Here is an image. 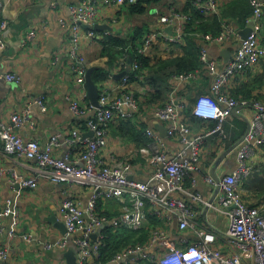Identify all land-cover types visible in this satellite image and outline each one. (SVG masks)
Here are the masks:
<instances>
[{"label": "crops", "instance_id": "crops-1", "mask_svg": "<svg viewBox=\"0 0 264 264\" xmlns=\"http://www.w3.org/2000/svg\"><path fill=\"white\" fill-rule=\"evenodd\" d=\"M3 9L0 12V21L5 20L8 26L3 33L6 48L0 53V74L14 73L16 80L0 82V105L3 108L2 117L6 123H11L13 113L29 111L31 116L24 127L15 129V132L25 139H38L42 144L55 135H59L60 142L69 137L72 130L83 126V119L75 115L71 109V101L87 93L83 84L75 82L73 71L70 67L72 59L68 50V37L62 22L70 18L69 6L83 0H0ZM187 0H167V4L154 6L145 15L128 16L125 7L114 11L113 8H105L102 12L106 15L100 25H109L110 34L123 38L136 31L150 28L157 18V8H168L173 4L177 10H184ZM264 1V0H260ZM130 6V5H127ZM237 23V22H236ZM251 22L244 26L232 23L235 28L223 43L209 42L202 36L199 41L202 44L201 51L208 53L210 60L218 64L222 69L230 60L231 54L239 46L242 38L239 30L245 29ZM262 32L259 34L260 43L264 45V14L261 20ZM87 33L89 27H84ZM31 30L35 36H29ZM95 38L92 43L83 40V51L88 61L89 68L96 67L107 69L109 78L101 85L97 84L100 92L109 89L119 83L126 74H133L131 57L129 52L120 57L114 64L108 55L103 53L102 37L108 29L94 28ZM171 31V29H167ZM228 49L231 54L225 59L222 51ZM200 51V52H201ZM60 53V56L58 54ZM160 59L150 58L149 67L142 69L141 74H135L131 84L140 108L131 122L132 127L123 130L119 123L113 124L106 137V145L100 152L102 160L111 167L122 168L126 164L133 166L130 178L152 183V177L157 170L155 164L149 160L151 154L159 149L168 157L175 156L185 150V145L180 138L168 135L171 124L169 121L158 118L154 113L156 105H165L172 100L186 107L180 115V122L185 121L195 134L206 135L200 149V159L197 167L186 178V191H176L171 196L188 204L191 208L190 221L199 228L213 231L217 240L211 245L213 249L225 254L238 253L242 264H257L252 251L239 248L226 235L229 228V218L221 204L223 191H217V187L209 182V177L214 173L223 178L232 173L239 165L236 144L242 139L253 118L251 108L239 109L240 113H234L224 123L222 131H216L215 120L204 121L194 114V106L201 95L213 96L211 86L214 77L207 66L197 70L196 77L182 81L175 78L177 67L163 61L182 57L186 54L185 46H177L173 49H160L157 53ZM125 73L121 78L119 74ZM258 77V78H257ZM262 79V80H261ZM243 85L242 92H252V97L264 101V60L259 65L242 75L232 84ZM228 85L224 91L235 94V85ZM119 91H114L113 96ZM45 97L47 111H43L38 100ZM236 97V96H235ZM238 99V98H237ZM81 105L95 106L87 98ZM240 118L244 123L237 120ZM85 128V127H84ZM84 130V129H82ZM153 132L156 136L149 134ZM87 137H93L88 133ZM68 149V145L61 144L54 150V154L61 156ZM148 150L150 155H145ZM249 165L255 167L254 171L241 179L237 184V191L244 202L250 206H256L264 211V144L255 147L254 151L246 158ZM17 175V179L14 176ZM37 172V162L34 159H19L13 154L4 151L3 141L0 137V208H9L10 213L2 219L4 230L0 232V250L7 251V257L0 259V264H70L66 252L73 250L72 257L77 261L78 247L71 241L67 248L58 249L55 245L68 233L57 223H65L62 212V204L67 199L77 201L86 215V224L89 223V202L94 187H74L67 184H57L43 179L38 187L23 186L21 179L33 177ZM215 180V179H214ZM20 184V185H19ZM193 194L199 195L205 202H211L216 206L208 207L205 202L194 201ZM132 202L128 198L125 203L117 198L106 199L99 197L96 213L99 216H107L110 219H121L130 212ZM154 205L146 202V222L138 228H131L127 224L112 226L111 224L100 227L97 230L98 237L90 238L92 243L103 239L104 230L107 227L126 230L128 239L120 243V250L107 262L100 261L101 252L90 258L89 264H162L164 256L169 249L155 241L158 232L167 235L168 240L175 247L185 250L199 241L198 232L192 228L181 230L180 221L175 213L167 216L166 210L160 209V214H155ZM151 218H156L151 222ZM53 219H58L53 220ZM12 233L15 236H12ZM136 233V235L134 234ZM142 235V236H141ZM101 239V241H103ZM52 245V248L49 246ZM102 245V242H101ZM100 245V247H101ZM142 247L140 253L131 251Z\"/></svg>", "mask_w": 264, "mask_h": 264}, {"label": "built area", "instance_id": "built-area-1", "mask_svg": "<svg viewBox=\"0 0 264 264\" xmlns=\"http://www.w3.org/2000/svg\"><path fill=\"white\" fill-rule=\"evenodd\" d=\"M138 0H83L82 2L69 6L70 18L63 21L62 25L68 37V50L71 55V69L74 80L78 85L85 83L89 64L83 51V40L92 43L95 38L94 26L99 24L105 14V8L120 10L124 5H133ZM195 7L204 9L207 13L213 14L219 11L222 0H192ZM254 7L253 16L248 20L253 23L254 30L231 54L228 63L222 68H218L215 61L210 60L205 50L201 51L200 59L207 66L210 74L214 77L211 86L213 96L201 95L195 106L194 114L204 120H215L217 122L216 131H222L224 123L234 114L240 113L239 109L251 108L253 118L249 122V127L242 139L236 144L238 151L239 165L235 171L225 175L217 183L213 177H209V182L223 191L221 204L229 218V228L226 232L237 247L246 251H252L253 258L257 264H264V211L258 207H252L244 202L237 191L238 182L253 172L255 167L249 165L246 158L254 151L255 147L264 144V101L238 100L234 95L227 93L224 89L236 81L242 71L247 72L259 65L264 60V46L260 43V33L262 30L261 20L264 14V1L251 0ZM157 8V18L152 22L148 33L143 37L142 42L137 47L138 52L145 57H160L156 54L160 49H173L186 44V26L190 21V16L183 14L174 7ZM3 3L0 1V12ZM83 24L88 25L87 33L83 32ZM8 26L5 20L0 21V53L6 48L3 33ZM225 31L219 35L208 34L202 36L209 42L223 43L235 28L232 23H226ZM171 29L168 31L167 29ZM110 30L105 31L109 35ZM30 38L35 36V31L29 32ZM60 56V53L58 54ZM150 59V58H149ZM138 62H133L132 70L139 69ZM198 71L188 75L174 76L182 81L196 77ZM137 77V75H135ZM16 80L14 73L0 74V82ZM134 79L132 75L126 74L122 80L100 92L99 107L81 105L87 98V93L80 98L75 97L71 101V109L75 115L84 118L82 121L86 129L80 127L72 130L69 137L60 142L59 135L52 136L47 143L42 144L38 139H25L15 132V129L24 127L25 124L32 125L29 111L13 113L11 123H6L2 117L3 108L0 105V137L3 141L4 151L13 154L17 158L34 159L37 162V172L33 177L21 179L23 186L31 188L38 187L43 179H48L57 184H67L74 187L93 186L91 200L89 202V223H86V215L80 208L77 201L67 199L62 204V212L67 227V235L60 240L55 247L65 249L72 241L79 247L77 264H89L93 253L99 252L101 239L95 243L90 241L93 233L100 227L111 224L120 226L127 224L131 228L141 227L147 220L145 214V204L148 202L155 206V214H160V209L175 213L180 221L181 230L192 228L198 232L199 241L190 245L188 249H177L174 243L168 240L163 232H158L155 241L160 242L169 249L164 256L162 264H242L238 253L225 254L213 249L211 245L217 240V235L213 231L199 228L190 221L191 208L188 204L171 196L176 191H186V178L197 167L200 159V149L206 140V135L195 134L190 126L185 122H180L179 118L185 109L184 104L171 101L165 105H156L155 115L165 121H169L171 126L168 135L173 138H180L185 145V150L178 152L173 157H168L164 152L156 149L149 158L157 167L152 177V183L140 182L130 178L133 171L131 164L124 167H111L100 157V152L106 145L108 131L113 124L120 120L133 119L140 108V103L132 90L131 84ZM234 85V84H232ZM114 91H119L113 96ZM45 97H41L38 103L43 111H47ZM149 131V130H147ZM92 132L93 137L86 134ZM149 134L156 136L153 132ZM61 144L68 145V149L61 155L54 154V150ZM145 155H150L148 150L143 151ZM16 179L18 178L14 172ZM106 199L117 198L123 203L129 198L132 202V209L125 213L121 219H110L103 215L99 216V197ZM194 201L205 202L199 195H191ZM208 207H214L210 202H205ZM215 208V207H214ZM9 208H0V232L4 230L2 219L9 215ZM14 237L15 234L12 233ZM53 246L50 245L49 248ZM142 247L131 251L140 253ZM7 257L6 250H0V259Z\"/></svg>", "mask_w": 264, "mask_h": 264}, {"label": "trees", "instance_id": "trees-1", "mask_svg": "<svg viewBox=\"0 0 264 264\" xmlns=\"http://www.w3.org/2000/svg\"><path fill=\"white\" fill-rule=\"evenodd\" d=\"M166 1L167 0H138V2L133 5L124 6H126L125 9L128 12V16H142L152 10V7L154 6L166 5ZM168 6L175 8L173 4H169ZM178 11L190 16V21L185 30L186 44L184 46L186 54L182 57L163 61L177 67V71H175V73H171L176 76L188 75L191 72H196L197 70H201L203 67H206L200 59L202 44L199 41V38L201 37L198 36H206L208 34L214 36L219 35L221 32L225 31L226 23H235L239 26L246 25L248 20L253 16L254 7L251 4V0H222V5L219 8V11L217 13L210 14L204 9L195 7L192 0H187L184 10ZM148 31V28L144 30L139 27L136 31L129 34V36H125L123 38L105 34L102 37V44L104 46L103 53L110 57V64H114L120 57H122V55L124 56L126 52H129L132 64L133 62H138L140 65L137 72L132 74V77L135 74H141V67L142 69L149 67L150 61L138 52L137 47L140 45L143 37L148 33ZM262 31L263 30H261V32ZM93 78L97 84L101 85L109 78L108 70L96 68L93 72ZM234 85V88L236 87V93L232 95L236 96L238 100L242 99L250 102L259 100V98L251 96L252 92H242L244 83H241V85L238 86H236V83ZM236 119L244 123L240 118ZM120 125L123 130H128V127H132L131 122H127L125 120L121 121ZM82 129H86L84 122L81 127V130ZM151 220V222H155L156 218H151ZM125 232L126 230H119V228L115 229L112 227H107L104 230L103 241L100 247V261L107 262L116 254L117 251L120 250V243L128 239ZM134 234L136 235V233Z\"/></svg>", "mask_w": 264, "mask_h": 264}, {"label": "water", "instance_id": "water-1", "mask_svg": "<svg viewBox=\"0 0 264 264\" xmlns=\"http://www.w3.org/2000/svg\"><path fill=\"white\" fill-rule=\"evenodd\" d=\"M84 27H88V25L86 24H83ZM94 28H103V29H108L110 30L111 27L109 25H100V24H96L94 26ZM170 30V28H169ZM254 30V25L253 23H250L245 29L243 30H239V33H240V36L242 38V40L246 39L250 34L251 32ZM225 59H229V56L231 54V52L228 50V49H224L222 51ZM96 67H90L87 71V74H86V79H85V83H84V87L87 91V96L88 98L91 100L92 104H94L96 107H99V97H100V89L98 87V85L96 84V82L94 81V78H93V72L95 71ZM125 73H122V74H119V78H121ZM234 113H236L234 111ZM92 133V132H90ZM88 134H86L85 136H87ZM213 178L215 179V181L218 183L220 181L219 177H217V175H215L214 173V176ZM20 185V184H19ZM217 191H220V187L217 186ZM214 200H212L210 203L216 207L214 204H213ZM53 220H57L58 219H53ZM57 226H61V228H64L63 226H65V231H67V227H66V224L65 223H57ZM92 237L96 240L97 237H98V233H93L92 234ZM78 247V246H76ZM78 251H79V247H78ZM72 254H73V250L71 248V250H68L66 252V256L68 257L69 261H70V264H77V261L74 260V258L72 257ZM77 260H78V256H77Z\"/></svg>", "mask_w": 264, "mask_h": 264}]
</instances>
